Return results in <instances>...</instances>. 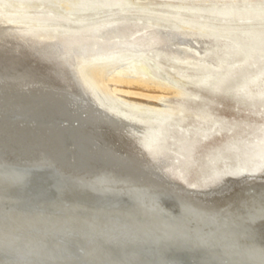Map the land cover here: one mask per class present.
I'll list each match as a JSON object with an SVG mask.
<instances>
[{
  "label": "bare ground",
  "instance_id": "6f19581e",
  "mask_svg": "<svg viewBox=\"0 0 264 264\" xmlns=\"http://www.w3.org/2000/svg\"><path fill=\"white\" fill-rule=\"evenodd\" d=\"M238 3L0 0V264H142L172 249L264 264V164L206 188L173 177L182 110L163 97L183 92L155 72L167 62L198 88L264 99V29L243 28L264 21V0ZM37 169L64 185L27 206L17 190Z\"/></svg>",
  "mask_w": 264,
  "mask_h": 264
},
{
  "label": "rangeland",
  "instance_id": "374dc122",
  "mask_svg": "<svg viewBox=\"0 0 264 264\" xmlns=\"http://www.w3.org/2000/svg\"><path fill=\"white\" fill-rule=\"evenodd\" d=\"M243 6L244 0H238ZM61 10V9H60ZM42 8H31L34 16H44ZM56 22L67 24L63 18ZM55 22V23H56ZM244 23V22H243ZM244 29H264V21L246 23ZM46 35L56 32L53 26L36 28ZM64 29L59 27L58 32ZM264 63V56L260 58ZM178 69L164 62L161 69H155L156 77L182 90L183 94H165L164 100L175 105L180 121L176 124L178 135L172 140L169 150L173 177L195 188L212 186L215 173L236 176L245 171L255 172L264 164V152L258 151L264 132V99L245 100L225 91L211 92L194 86L179 78ZM90 73L97 75L95 69ZM235 76L234 83L240 82ZM181 142H192V151L187 153L178 147ZM187 160L185 164L181 162Z\"/></svg>",
  "mask_w": 264,
  "mask_h": 264
},
{
  "label": "water",
  "instance_id": "95a60500",
  "mask_svg": "<svg viewBox=\"0 0 264 264\" xmlns=\"http://www.w3.org/2000/svg\"><path fill=\"white\" fill-rule=\"evenodd\" d=\"M75 125H77V123H75ZM28 173L30 174L31 180L27 181L23 187H20L17 190L21 198L28 200L26 201L27 206L32 205L35 202L37 204L40 201H48L49 199L53 200L54 198H57L58 195L56 196V194L64 185L60 177H56L54 172L51 170H29ZM263 182L264 180L258 183ZM164 202L167 205H174V207L176 206V200L172 196H167ZM144 250L145 253H150L148 252L149 248H145ZM197 255L198 257L200 256L199 254ZM145 257L147 260L142 264H196L198 262V259L193 257L192 254L186 249H172V251L169 250L166 256L161 252V254L158 253V256Z\"/></svg>",
  "mask_w": 264,
  "mask_h": 264
}]
</instances>
